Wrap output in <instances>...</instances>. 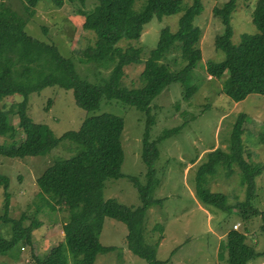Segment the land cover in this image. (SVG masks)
I'll return each instance as SVG.
<instances>
[{"label":"trees","instance_id":"trees-1","mask_svg":"<svg viewBox=\"0 0 264 264\" xmlns=\"http://www.w3.org/2000/svg\"><path fill=\"white\" fill-rule=\"evenodd\" d=\"M44 0H22L23 13H18L0 0V136L9 142L0 144V156L26 158L46 156L62 148L69 155L56 157L36 180L40 195V207L51 210L62 207L68 212L63 225V242L50 249L44 256L32 255L31 264H95L98 255L116 250L103 246L100 234L106 218L124 223L128 228L126 243L129 252L144 259L148 264H170L156 258V249L145 241L144 220L147 210L163 202L153 198L160 185L154 163L159 158L158 143L177 134L182 126L168 129L156 140L150 141V131L155 118L150 113L153 100L171 84H181L184 99L189 100L197 91L192 85V73L202 59L200 41L202 30L195 20L203 12L202 0H193L185 5L183 0H144L139 9L138 0H93L94 7L85 15L83 28L96 35L94 46L82 53V63H96L109 70L106 77L91 82L81 77L72 58L64 57L55 45L38 41L25 31L26 25L36 14V8ZM62 8L64 0H51ZM86 6L88 0H68ZM237 0H228L213 9L222 26L216 35L215 48L226 53L222 92L235 102L243 101L251 94L264 97V0H258L252 13V22L257 28L254 34H243L239 44L232 41L231 17ZM181 14L175 32L165 27L161 30L156 47L143 61L140 78L143 86L127 88L122 84L125 69L142 63L141 48H121L123 40L140 41L144 28L154 19ZM46 31V30H45ZM173 49L180 51L184 66L171 70L165 63ZM57 86L71 90L76 104L86 113L98 111L104 99L118 100L125 106L136 107L146 112V132L143 139V161L146 164V184L131 177L138 190L142 205L136 208L120 204L116 199H104L105 181L122 177L124 161L121 136L124 129L122 117L112 113L93 114L85 117L78 130L56 136L51 129L42 133V125L36 123L28 113L29 98L47 87ZM21 96L22 100L7 110L1 102L8 97ZM235 125L230 151L221 149L209 153L208 161L201 165L196 176V194L199 200L227 212V196L211 193L206 187L207 177L217 173L219 167L228 172L234 164L241 169V183L247 184L246 202L237 205L246 207L255 195V178L264 168L250 172L242 155V117ZM17 117L18 124L13 123ZM20 131L23 136L20 135ZM4 213L1 224L8 227L6 235L0 233V258L19 260L21 251L32 247V233L41 227L36 213H22L17 219L8 215L10 193L5 191ZM29 221V223H27ZM158 229L161 230L158 226ZM264 232V224L262 226ZM245 233L232 230L221 243L227 251L228 264H249L264 252L256 251L244 243Z\"/></svg>","mask_w":264,"mask_h":264},{"label":"rangeland","instance_id":"rangeland-1","mask_svg":"<svg viewBox=\"0 0 264 264\" xmlns=\"http://www.w3.org/2000/svg\"><path fill=\"white\" fill-rule=\"evenodd\" d=\"M88 0L86 6L64 0L62 8L51 0H44L36 8V14L26 25L28 35L55 45L66 58H72L81 77L91 82L106 77L109 70L90 62L82 63L83 51L94 46L96 35L83 28L85 15L95 1ZM144 0H138L139 9ZM190 5L193 0H183ZM228 0H202L203 12L196 20L202 30L200 49L202 59L192 73V85L198 91L189 99H184L185 89L173 83L150 105V113L155 124L150 131V141L156 140L165 130L182 126L170 138L158 143L159 158L154 163L160 185L153 192V198L162 200V206L150 207L144 220L145 241L156 249V258L170 264H228L227 251H222L221 243L230 231L245 233L244 243L256 251L264 252V170L255 178V195L246 207L238 208L246 202L247 184L241 183V169L234 164L231 172L219 167L217 173L207 177L206 187L211 193L227 196L226 206L231 212L207 205L196 194V176L201 165L208 161L209 153L221 149L230 151L235 125L243 115L241 134L242 155L250 172L264 168V97L251 94L243 101L235 102L222 92V82L226 78L224 61L226 53L215 48L216 35L222 33L220 20L213 15L215 7ZM258 0H237L231 23L232 41L239 44L243 34H254L256 26L252 13ZM6 6L23 13L22 0H4ZM181 14L154 19L144 28L140 41L123 40V49L133 46L141 48L142 63L125 69L122 84L127 88L143 86L140 75L144 62L156 47L160 32L168 27L175 32ZM46 30V31H45ZM165 63L171 70L184 66L180 51L173 49ZM21 96L5 98L1 107L7 110L20 102ZM29 116L42 125V133L51 129L56 136L71 130H78L85 117L93 114L112 113L124 120L121 136L124 161L122 177L105 181L104 199H116L120 204L136 208L142 205L139 193L131 177L139 178L146 184L147 167L143 161V139L146 132L147 114L136 107L125 106L118 100L104 99L98 111L86 113L74 99L71 90L57 86L47 87L29 98ZM13 123L18 124L17 117ZM20 135L23 136L20 131ZM9 140L0 136V144ZM64 149L58 148L46 156L8 158L0 156V215L4 211L5 191L10 193L11 203L8 215L17 219L22 213L34 215L42 225L32 233V247L21 251L19 260L0 258V264H31L32 255L44 257L52 247L63 242V225L68 212L62 207L51 210L40 207V195L36 180L56 157H67ZM29 223V221H27ZM158 226L162 228L158 229ZM10 230L0 222V233ZM128 228L124 223L106 218L100 234L103 246L116 247L115 251L98 255L95 264H148L144 259L129 252L126 237ZM69 264V262L67 263ZM249 264H264V257H258Z\"/></svg>","mask_w":264,"mask_h":264}]
</instances>
